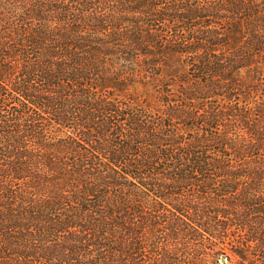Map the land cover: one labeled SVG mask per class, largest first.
I'll return each instance as SVG.
<instances>
[{
  "label": "trees",
  "instance_id": "trees-1",
  "mask_svg": "<svg viewBox=\"0 0 264 264\" xmlns=\"http://www.w3.org/2000/svg\"><path fill=\"white\" fill-rule=\"evenodd\" d=\"M0 264H264V0H0Z\"/></svg>",
  "mask_w": 264,
  "mask_h": 264
},
{
  "label": "rangeland",
  "instance_id": "rangeland-1",
  "mask_svg": "<svg viewBox=\"0 0 264 264\" xmlns=\"http://www.w3.org/2000/svg\"><path fill=\"white\" fill-rule=\"evenodd\" d=\"M230 36H231L232 42L233 41H236L237 38H238V35H235V34H230ZM168 65H169L168 67L173 68V69H176V70L178 68V63L176 62L175 59H172L168 63ZM170 68L168 69V71L171 70ZM170 73L168 72V74H170ZM165 76L167 77V73H165ZM126 90L129 91L131 94H134L136 96H146L147 97V94H150L151 93L152 86L150 84H148V85L136 84V85L127 87L125 89V91ZM222 261H224V260L222 259Z\"/></svg>",
  "mask_w": 264,
  "mask_h": 264
}]
</instances>
